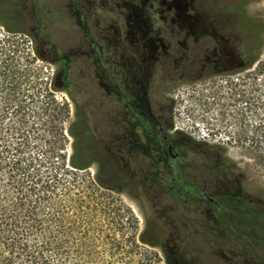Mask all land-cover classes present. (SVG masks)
Returning <instances> with one entry per match:
<instances>
[{"label": "flooded vegetation", "instance_id": "af4514ba", "mask_svg": "<svg viewBox=\"0 0 264 264\" xmlns=\"http://www.w3.org/2000/svg\"><path fill=\"white\" fill-rule=\"evenodd\" d=\"M71 1L81 32L79 55L87 59L80 73L90 75V101L99 108L103 104L114 106L120 113L115 121L123 128V155L138 160L143 180L170 193L185 207L252 206V201H221L243 195L230 190L232 180L214 172L217 158L209 162L205 154L188 152L192 148L200 152L203 147L194 145L174 122L175 110L186 112L193 121L195 107L210 109L212 102L196 95L212 92L220 77L239 72V65L252 64L254 58L239 56L236 32L222 31L218 26L225 18L236 23L241 15L236 5L213 11L205 7L206 0ZM11 2L23 16L21 28L32 21L27 31L38 38L42 27L40 0ZM222 12L224 19H217ZM223 47L228 51L223 52ZM53 54V61L64 65L56 83L68 88L71 60L65 53ZM227 234L239 240L251 238Z\"/></svg>", "mask_w": 264, "mask_h": 264}, {"label": "rangeland", "instance_id": "374dc122", "mask_svg": "<svg viewBox=\"0 0 264 264\" xmlns=\"http://www.w3.org/2000/svg\"><path fill=\"white\" fill-rule=\"evenodd\" d=\"M40 2L43 5L39 11L42 27L38 38H35V33L27 31L33 26V22L28 20L23 26L27 34H15L10 39L38 51L40 57L34 56L29 64L32 78L38 73V86L42 93L51 86L59 110H62L63 104L67 106V115L59 116L53 124L67 129L75 119V112L84 113L95 146L93 157L114 164L123 177L121 192H111L109 197L102 196L98 190L94 193L89 189L96 201L120 200L123 203V240L129 234L128 226L137 233L145 230V236H153L160 245L154 248L144 245L157 253L153 264H167L162 245L166 246L169 264H264V242L257 239L243 241L245 237L239 240L227 234L228 231L221 232L215 225L212 209L185 207L170 193L158 191L143 180L138 173V160L123 155V128L121 123L116 124L115 121L120 113L117 109L113 110L114 106L103 104L99 108L90 101L89 74L80 73L87 59L83 54L79 55L81 32L75 22L72 1ZM236 2L237 9L242 11L236 23L227 22L222 12L217 19L224 20L218 26L222 31L236 32L238 41L235 47L239 56L254 58L259 53V59L264 60V0H246L245 3L243 0H206L205 7L217 11ZM95 12L101 16L100 12ZM6 36L5 29L0 25V39ZM54 49L59 55L67 54L71 60L67 71L70 81L68 88L56 83V77L64 65L62 61H53ZM222 50L228 51L224 47ZM233 55L237 56L234 52ZM248 66L250 68H245ZM238 70L231 76H221L212 92L204 91L196 95L205 98L206 102L211 101L213 105L210 109L203 111L201 106L195 107L193 121L186 112L175 110L174 122L177 130L191 138L194 145L203 147V151L192 148L188 152L205 154L209 162L217 158V170L214 172L232 180L230 190L238 191L254 203L252 206L264 212V170L255 162L250 149L256 138L264 142V67L243 64L239 65ZM257 131L261 132L260 135ZM64 133V153L69 156L72 137ZM56 137L62 136L56 134ZM95 171L96 166L92 165L87 172L92 177ZM241 229L249 231L245 226H241ZM256 233L264 238L262 232Z\"/></svg>", "mask_w": 264, "mask_h": 264}, {"label": "trees", "instance_id": "16d2710c", "mask_svg": "<svg viewBox=\"0 0 264 264\" xmlns=\"http://www.w3.org/2000/svg\"><path fill=\"white\" fill-rule=\"evenodd\" d=\"M22 22L11 0H0V25L7 35L0 39V264H153L157 253L145 246L160 245L155 238L128 226L123 240V203L96 201L89 192L120 193L123 177L114 164L93 157L84 113L75 112L67 129L53 124L68 109L56 107L51 86L45 93L39 90L38 73L32 78L29 64L40 57L38 51L11 41L12 35L27 34ZM252 64L264 67L259 53ZM64 132L72 137L69 156ZM250 147L264 170V142L256 138ZM92 165L96 171L90 177ZM221 201L248 200L234 194ZM211 214L224 232L264 242L256 233L264 234V212L257 207H221ZM161 249L169 264L166 246Z\"/></svg>", "mask_w": 264, "mask_h": 264}, {"label": "water", "instance_id": "95a60500", "mask_svg": "<svg viewBox=\"0 0 264 264\" xmlns=\"http://www.w3.org/2000/svg\"><path fill=\"white\" fill-rule=\"evenodd\" d=\"M54 51L56 52V50L54 49ZM57 53V52H56Z\"/></svg>", "mask_w": 264, "mask_h": 264}, {"label": "built area", "instance_id": "2783aa9c", "mask_svg": "<svg viewBox=\"0 0 264 264\" xmlns=\"http://www.w3.org/2000/svg\"><path fill=\"white\" fill-rule=\"evenodd\" d=\"M177 127V126H176Z\"/></svg>", "mask_w": 264, "mask_h": 264}]
</instances>
